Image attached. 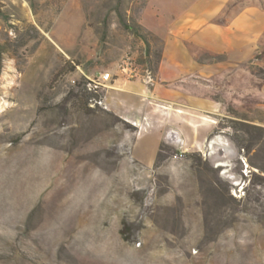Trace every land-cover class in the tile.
Listing matches in <instances>:
<instances>
[{"label": "rangeland", "instance_id": "obj_1", "mask_svg": "<svg viewBox=\"0 0 264 264\" xmlns=\"http://www.w3.org/2000/svg\"><path fill=\"white\" fill-rule=\"evenodd\" d=\"M145 2L0 0V264H264V1L216 49L135 36ZM77 66L145 104L89 105Z\"/></svg>", "mask_w": 264, "mask_h": 264}, {"label": "crops", "instance_id": "obj_2", "mask_svg": "<svg viewBox=\"0 0 264 264\" xmlns=\"http://www.w3.org/2000/svg\"><path fill=\"white\" fill-rule=\"evenodd\" d=\"M231 2L232 0H146L137 22L146 31L161 38L166 49L172 44L184 41L209 49L223 48L234 39L236 42H242L249 32L254 33L259 28L258 20L253 18L256 11L260 10L259 6L249 11L240 4L228 14ZM224 16L232 17V21L222 22ZM114 84L118 88L113 89L114 92L128 94L110 96L106 92L104 101L115 113L127 117L124 109L129 104L134 105L131 100L133 95L139 96L145 104L143 97L147 95L149 88L142 81L125 83L122 78H117ZM136 105L140 106L138 103ZM182 112L177 111L179 114ZM180 120L183 122V119L176 115L175 121ZM170 132L172 135L169 139L173 143H182L179 131Z\"/></svg>", "mask_w": 264, "mask_h": 264}, {"label": "built area", "instance_id": "obj_3", "mask_svg": "<svg viewBox=\"0 0 264 264\" xmlns=\"http://www.w3.org/2000/svg\"><path fill=\"white\" fill-rule=\"evenodd\" d=\"M77 69L81 72L83 76V85L85 88L92 93L102 94L105 89L112 88L115 81V76L123 77L126 80L140 79L146 83L150 84L154 81L153 73L149 68L141 67L136 62L135 57L130 51H127L118 65V72L115 75L110 71H99L94 74L85 73L79 66ZM72 83L77 85L78 81L72 79ZM105 105L104 97L101 98H92L91 105Z\"/></svg>", "mask_w": 264, "mask_h": 264}, {"label": "trees", "instance_id": "obj_4", "mask_svg": "<svg viewBox=\"0 0 264 264\" xmlns=\"http://www.w3.org/2000/svg\"><path fill=\"white\" fill-rule=\"evenodd\" d=\"M122 24L124 25V27L128 31H130L131 33H133L135 36L142 37L145 40H148L149 33L140 24H138V22L129 23L125 19H122ZM75 87H77L79 89V92H80L79 94L85 98L86 102L89 105L91 104V99L92 98H101L103 96V93L102 94H99V93L89 92L85 88L84 85H77Z\"/></svg>", "mask_w": 264, "mask_h": 264}, {"label": "bare ground", "instance_id": "obj_5", "mask_svg": "<svg viewBox=\"0 0 264 264\" xmlns=\"http://www.w3.org/2000/svg\"><path fill=\"white\" fill-rule=\"evenodd\" d=\"M178 112H181V110H179Z\"/></svg>", "mask_w": 264, "mask_h": 264}, {"label": "water", "instance_id": "obj_6", "mask_svg": "<svg viewBox=\"0 0 264 264\" xmlns=\"http://www.w3.org/2000/svg\"><path fill=\"white\" fill-rule=\"evenodd\" d=\"M172 133V132H171ZM170 137H171V135H170Z\"/></svg>", "mask_w": 264, "mask_h": 264}]
</instances>
